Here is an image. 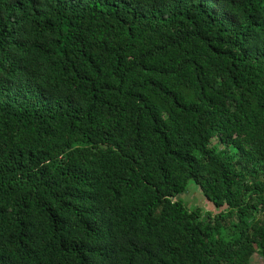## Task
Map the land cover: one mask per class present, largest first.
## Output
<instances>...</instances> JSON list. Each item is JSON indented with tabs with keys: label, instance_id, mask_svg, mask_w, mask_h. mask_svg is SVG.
Segmentation results:
<instances>
[{
	"label": "trees",
	"instance_id": "16d2710c",
	"mask_svg": "<svg viewBox=\"0 0 264 264\" xmlns=\"http://www.w3.org/2000/svg\"><path fill=\"white\" fill-rule=\"evenodd\" d=\"M254 255L264 0H0V264Z\"/></svg>",
	"mask_w": 264,
	"mask_h": 264
},
{
	"label": "rangeland",
	"instance_id": "374dc122",
	"mask_svg": "<svg viewBox=\"0 0 264 264\" xmlns=\"http://www.w3.org/2000/svg\"><path fill=\"white\" fill-rule=\"evenodd\" d=\"M214 142L215 139L212 140V143ZM187 188L188 189L182 194H179L177 198L182 199L190 209L201 207L205 210H214L212 204L202 196L199 188L193 182H190ZM251 264H264V261L260 256L254 255L251 258Z\"/></svg>",
	"mask_w": 264,
	"mask_h": 264
}]
</instances>
